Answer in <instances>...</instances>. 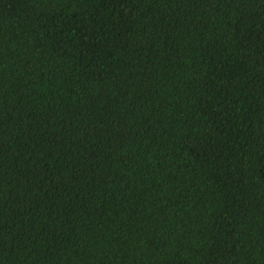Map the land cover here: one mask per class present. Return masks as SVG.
I'll return each instance as SVG.
<instances>
[{
	"label": "trees",
	"instance_id": "1",
	"mask_svg": "<svg viewBox=\"0 0 264 264\" xmlns=\"http://www.w3.org/2000/svg\"><path fill=\"white\" fill-rule=\"evenodd\" d=\"M0 264H264V0H0Z\"/></svg>",
	"mask_w": 264,
	"mask_h": 264
}]
</instances>
